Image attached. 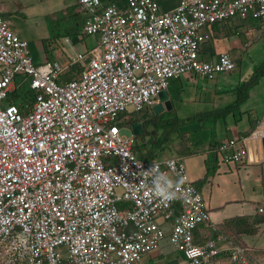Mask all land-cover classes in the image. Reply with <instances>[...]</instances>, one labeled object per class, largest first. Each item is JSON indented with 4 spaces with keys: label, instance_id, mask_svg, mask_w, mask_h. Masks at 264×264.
Instances as JSON below:
<instances>
[{
    "label": "built area",
    "instance_id": "1",
    "mask_svg": "<svg viewBox=\"0 0 264 264\" xmlns=\"http://www.w3.org/2000/svg\"><path fill=\"white\" fill-rule=\"evenodd\" d=\"M76 3L86 14L83 33L97 42L87 57L70 56L68 66L34 64L27 43L0 16V264H143L164 241L186 264H211L223 253L226 264H262L217 231L181 159L142 161L134 135L122 130L171 80L233 71L226 53L215 63L198 59L201 30L251 17L264 33V0H179L168 11L155 0ZM18 75L34 94L22 111L5 103ZM262 138L264 118L248 136L222 143L221 161L244 164L247 144ZM157 172L174 182L176 199L152 193ZM201 227L215 237L196 243Z\"/></svg>",
    "mask_w": 264,
    "mask_h": 264
},
{
    "label": "crops",
    "instance_id": "2",
    "mask_svg": "<svg viewBox=\"0 0 264 264\" xmlns=\"http://www.w3.org/2000/svg\"><path fill=\"white\" fill-rule=\"evenodd\" d=\"M155 1L161 11L172 10L179 3V0ZM102 2L115 3L118 6L125 5V0H102ZM0 16L9 23L13 32L27 43L29 55L34 64L39 65L55 60L61 65L68 66L70 56L85 54L87 57L86 53L93 48H77L75 40L71 41L67 36H60L62 33L60 30L52 31L53 26L60 25L59 21L52 25L48 22L49 18L52 21L61 18L66 21L63 33L76 34L80 31L84 35L82 26L86 14L78 11L76 0H0ZM50 25L52 28L49 29ZM201 32L206 38L199 47L198 59L202 62L215 63L221 54L226 53L235 64L234 70L249 46L258 37L264 36L258 21L251 17L245 20L233 18L217 22L204 27ZM86 63L87 59L78 64L84 67ZM253 70L242 77L239 74L237 80L224 78L222 74L225 73L216 74L213 79L196 74H185L179 79L171 80L166 92L173 82L181 85V91L184 87H193L200 83L199 100L209 108L193 117L211 113L235 103V87L248 80ZM15 87L16 81L5 103L15 101L10 99ZM193 92L196 97L195 89ZM263 118L264 74L251 87L247 99L237 111L226 115L223 119L210 117L185 127L190 131L188 147L192 152L185 155L187 157L185 168L190 180L203 198L211 223L217 231L224 233L229 241L245 247L247 254L262 264H264V212L259 213L258 209L264 203V142L262 139L249 142L247 159L241 165L222 162L218 147L232 138L248 136L259 127ZM192 133L198 135L200 133V137L193 140ZM226 152L229 153V151ZM176 158L182 160L181 156ZM235 218H239L240 221L227 224ZM214 237L215 231L205 227L199 228L194 236L196 243H202ZM167 246H170L167 241L162 242L157 251L142 258V263L186 264L181 253L175 250L167 252ZM218 246L221 249L226 248L228 242H220ZM211 264H226V254H221Z\"/></svg>",
    "mask_w": 264,
    "mask_h": 264
},
{
    "label": "rangeland",
    "instance_id": "3",
    "mask_svg": "<svg viewBox=\"0 0 264 264\" xmlns=\"http://www.w3.org/2000/svg\"><path fill=\"white\" fill-rule=\"evenodd\" d=\"M59 17V16H58ZM57 21H59L60 25H55L52 28V24H55ZM62 21L64 23H62ZM48 22L51 24L50 27L52 28V31H58L60 30L62 33L60 36H67V38L71 41L75 40V45H77V48H87L91 49L96 45L97 42V37L94 36H87V35H82L80 31L77 34H66L63 33L64 31V25L66 24V21L58 18L57 20L52 21L51 18H49ZM62 23V25H61ZM80 30V29H79ZM66 34V35H64ZM54 37L55 35H51ZM79 36V37H78ZM53 44L55 42L53 41ZM50 43V42H49ZM264 62V36L258 37L247 49L246 53H244L240 57V63L237 66V68L232 72V73H225L222 74L225 76L224 78H229L230 80H237L238 76L241 75L244 76L245 74L251 73L253 68L257 65H260V63ZM240 74V75H239ZM68 75V71H65L61 77L65 78ZM16 92L13 95H10V99H13L17 102V104H28L31 103L33 100V92L29 90V80L25 76H16ZM187 86L184 87L181 91V85L177 82H173L168 90V97L170 106L169 109L163 112H166L165 114L160 115V113L155 114L152 111V107L144 109L140 114L145 115V118L147 119H152L156 118V121L153 122L154 126L150 124L149 127L145 128L147 131L146 134H141L134 136L136 139V143L138 144L137 149L141 152L143 151L144 157L148 158L152 153L155 154L154 160L156 161H161L165 160L167 158H172V157H177L179 156L178 151L179 149H182L185 144H189V140L186 142L185 137L180 138L176 136H171V133L176 132L177 129H181V123L177 122L179 119L183 118H190L193 117L195 114L208 109L206 105H204L202 102L199 100V95H200V86L201 84H197L195 87ZM195 89L196 97L194 95L193 90ZM161 112V113H163ZM159 116V117H158ZM157 117L164 121L159 123V119ZM143 120V119H142ZM144 121V120H143ZM148 126V125H146ZM145 126V127H146ZM155 132V136L157 135L158 137L162 136L165 133H168L167 136L169 135V141L167 144H163L162 148H151L150 145H148V141L151 139V134L148 135V132ZM122 134L126 136H131L133 135L131 131V126L130 128H127L125 130H122ZM191 139L196 140L199 138V135L197 133H192L191 134ZM203 136V134L201 135ZM187 137V136H186ZM137 153V156H139V159H141L140 154ZM182 161L184 165L186 166L187 164V157L184 155H181ZM142 160V159H141ZM119 206V205H118ZM174 249L171 246L166 247L167 252H172Z\"/></svg>",
    "mask_w": 264,
    "mask_h": 264
},
{
    "label": "trees",
    "instance_id": "4",
    "mask_svg": "<svg viewBox=\"0 0 264 264\" xmlns=\"http://www.w3.org/2000/svg\"><path fill=\"white\" fill-rule=\"evenodd\" d=\"M78 32L79 31H77V33ZM82 68L83 67H81V65H79V64L71 66L70 69L67 70L68 71L67 77H65V78L61 77V81L64 82V81L71 80L72 77L74 76V73L82 70ZM263 74H264V62L261 63L260 65H257V66L254 67L253 74L251 75V77L248 80L239 83L235 87L236 100H235V103L233 105H229V106L225 107L222 110L213 111L211 113H206V114H202V115H197V116L192 117V118L187 119V120H177V122L181 123V129H177L176 132L171 133L172 134L171 136L174 135L176 137H179V139L185 137V140L187 142L189 140L190 131L185 129V127H187L190 123L199 122V121L201 122V121H204V120H206L207 118H210V117H213L214 119H217V118H222L223 119V118H225L226 115L237 111L239 106L247 99L248 92L251 89V87L256 83V81ZM18 76H20V75H18ZM16 88L17 87H15V89L12 91V95L16 92ZM7 99H8V96H7ZM7 99H6V101H7ZM33 99H34V94H33ZM8 103L16 105L19 108V110L22 111V110L25 109L26 106H29L32 102L28 103V104H24V103L17 104L15 101L8 102ZM140 113L131 114L128 117V123H129L130 126H132L134 123L141 122L142 127H143V133L142 134H146L147 131L145 130V128L149 127L150 124H151V126L152 125L154 126L153 122L156 121V118H154V120L147 119V118H145V115H141ZM165 113L166 112L160 113L159 116H161V115H163ZM158 117H157V119H159ZM159 121H160L159 123L164 122V121H162L160 119H159ZM146 125H148V126H146ZM150 134L152 136H151V139L147 143H148V145L151 146V148H162L163 144H167V142L169 141V135L167 136L168 133H165V134H163L160 137H158L157 135L155 136L154 135L155 132H153V131L148 132V135H150ZM137 147H138V144L136 143V139H135L133 152H134V154L136 155V157L138 159H139V156H137L136 152H138V154H140L142 161H153L154 160V157H155L154 153H152V155H150L148 158H145L144 154H146V153H144L143 151L141 152V150L139 151L137 149ZM177 154H179V156H181V155L185 156L187 154H192V152L189 151V147L187 146V144H185L184 147H182V149H179ZM238 221H240V219L239 218H235V219H232V220L228 221L227 224L229 225V224H231L233 222L236 223ZM195 233H196V231H195ZM195 233H194V236H195Z\"/></svg>",
    "mask_w": 264,
    "mask_h": 264
},
{
    "label": "clouds",
    "instance_id": "5",
    "mask_svg": "<svg viewBox=\"0 0 264 264\" xmlns=\"http://www.w3.org/2000/svg\"><path fill=\"white\" fill-rule=\"evenodd\" d=\"M156 166L149 172L155 171ZM149 172H143L140 175L147 176ZM163 181V183H161ZM183 181H177L176 184L182 183ZM152 193L165 201H170L177 198L176 192L173 190L174 182L170 180L166 174L157 172L152 181ZM147 195V193H146Z\"/></svg>",
    "mask_w": 264,
    "mask_h": 264
},
{
    "label": "water",
    "instance_id": "6",
    "mask_svg": "<svg viewBox=\"0 0 264 264\" xmlns=\"http://www.w3.org/2000/svg\"><path fill=\"white\" fill-rule=\"evenodd\" d=\"M170 106V102L168 100V95L166 91H162L157 96V103L152 107V111L155 114L161 113L164 110H168ZM131 131L133 135H141L143 133V127L140 122L134 123L131 126ZM262 142H264V139L262 138Z\"/></svg>",
    "mask_w": 264,
    "mask_h": 264
}]
</instances>
